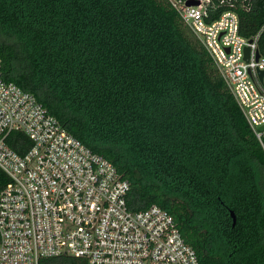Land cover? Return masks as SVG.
Returning a JSON list of instances; mask_svg holds the SVG:
<instances>
[{"label":"trees","instance_id":"trees-1","mask_svg":"<svg viewBox=\"0 0 264 264\" xmlns=\"http://www.w3.org/2000/svg\"><path fill=\"white\" fill-rule=\"evenodd\" d=\"M228 10L264 54V0H211L207 20ZM0 58L6 80L124 172L132 209L174 216L201 264H264V148L170 0H0ZM9 144L31 142L15 131Z\"/></svg>","mask_w":264,"mask_h":264},{"label":"built area","instance_id":"built-area-1","mask_svg":"<svg viewBox=\"0 0 264 264\" xmlns=\"http://www.w3.org/2000/svg\"><path fill=\"white\" fill-rule=\"evenodd\" d=\"M170 0L212 56L264 148V54L228 10L209 22L211 0ZM246 47H250L246 59ZM257 52L260 57L257 58ZM21 131L23 153L9 144ZM0 264L62 255L87 264H201L174 216L129 206L131 183L111 160L72 134L30 91L6 80L0 58Z\"/></svg>","mask_w":264,"mask_h":264},{"label":"water","instance_id":"water-1","mask_svg":"<svg viewBox=\"0 0 264 264\" xmlns=\"http://www.w3.org/2000/svg\"><path fill=\"white\" fill-rule=\"evenodd\" d=\"M200 3H201L200 0H188L187 1L188 6L199 5ZM245 52H246V59L248 60L249 56H250V47H246ZM259 57H260V53L257 52V58H259ZM260 76H261V78H263L264 71H260ZM262 128H264V126H262ZM231 214H232V217L234 219V224H235L236 223V214L234 211H232Z\"/></svg>","mask_w":264,"mask_h":264}]
</instances>
